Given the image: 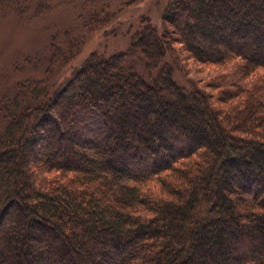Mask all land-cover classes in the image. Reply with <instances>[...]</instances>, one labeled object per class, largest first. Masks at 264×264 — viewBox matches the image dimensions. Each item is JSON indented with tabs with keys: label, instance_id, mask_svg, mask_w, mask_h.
Listing matches in <instances>:
<instances>
[{
	"label": "trees",
	"instance_id": "trees-1",
	"mask_svg": "<svg viewBox=\"0 0 264 264\" xmlns=\"http://www.w3.org/2000/svg\"><path fill=\"white\" fill-rule=\"evenodd\" d=\"M163 18L130 46L153 82L92 53L55 92L2 91L0 264H264V0H168ZM167 54L234 88L185 91Z\"/></svg>",
	"mask_w": 264,
	"mask_h": 264
},
{
	"label": "rangeland",
	"instance_id": "rangeland-1",
	"mask_svg": "<svg viewBox=\"0 0 264 264\" xmlns=\"http://www.w3.org/2000/svg\"><path fill=\"white\" fill-rule=\"evenodd\" d=\"M167 3L168 0H0V106L2 91H11L26 80L49 79L50 90L55 92L92 53L110 57L128 52L127 66L150 82L155 81L160 71L150 73L145 57L138 51L131 54L130 46L147 23L162 33ZM94 23L95 29L91 27ZM55 51L63 54L58 62L52 60ZM165 63L173 71V80L189 93L198 89L216 96L226 86L234 88L226 82L217 87L219 77L226 72L189 56L179 66L167 54ZM5 124L0 107V126ZM207 205L203 202L200 208L201 218L208 215Z\"/></svg>",
	"mask_w": 264,
	"mask_h": 264
}]
</instances>
